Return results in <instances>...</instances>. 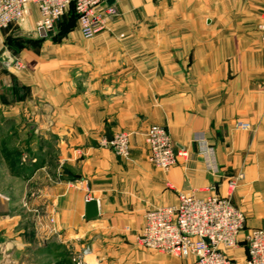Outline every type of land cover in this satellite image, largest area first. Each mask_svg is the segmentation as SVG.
<instances>
[{
	"label": "crops",
	"instance_id": "1",
	"mask_svg": "<svg viewBox=\"0 0 264 264\" xmlns=\"http://www.w3.org/2000/svg\"><path fill=\"white\" fill-rule=\"evenodd\" d=\"M106 3L119 16L92 39L74 28L22 51L23 69L0 64V264L6 250L11 264H73L85 249L94 264H191L136 238L147 212L210 189L245 216L224 250L244 264V233L264 229V0ZM38 18L31 7L28 25ZM13 32L0 33V50ZM153 125L186 153L167 171L147 160ZM119 131L131 133L127 157L102 144Z\"/></svg>",
	"mask_w": 264,
	"mask_h": 264
},
{
	"label": "built area",
	"instance_id": "2",
	"mask_svg": "<svg viewBox=\"0 0 264 264\" xmlns=\"http://www.w3.org/2000/svg\"><path fill=\"white\" fill-rule=\"evenodd\" d=\"M35 7L39 18L34 25V35L40 39L48 38L56 24L73 7L77 15V25L83 39L89 40L99 34L108 17L116 15V8L106 0H0V33L13 24L23 23ZM261 45L264 47V17L258 25ZM10 64L13 57H5ZM13 64V63H12ZM18 69L19 64L16 66ZM247 129L246 124H237ZM203 140L195 135L194 142ZM149 163L166 171L176 163L183 151L175 154L169 131L165 125L151 126L146 135ZM102 144L113 148L115 154L125 157L128 154V136L124 133L113 135ZM243 179L239 174L229 180L228 194ZM198 197L192 192H181L174 206L161 207L147 212L144 224L136 240L148 250L175 257H193L191 264H236L224 253L225 249L238 246L239 236L245 229V216L228 197L212 193ZM245 245L244 264H264V229H250L242 239ZM6 257V255H5ZM73 264H94L89 251L72 260Z\"/></svg>",
	"mask_w": 264,
	"mask_h": 264
},
{
	"label": "rangeland",
	"instance_id": "3",
	"mask_svg": "<svg viewBox=\"0 0 264 264\" xmlns=\"http://www.w3.org/2000/svg\"><path fill=\"white\" fill-rule=\"evenodd\" d=\"M116 11H117V9H116ZM119 16V13L117 12V14L116 15H113V16H110V17H108V19H107V21L104 23V28H103V30L107 27V25H108V23L110 22V21H112V20H114V19H116L117 17ZM14 29V31L15 32H13L12 33V35H13V37L11 38V39H15V41H17V43L16 44H14V43H12V44H10V45H8V44H5L6 46H4V48L2 47L1 48V50H0V64H2V65H4L5 67H7V66H9V67H12V66H14L15 68H17L16 66H17V64H19L20 65V67H19V69H23V64H24V61H23V59H22V56L20 55L21 54V52L22 51H25V50H32V51H37L36 52V54L37 53H40V47L44 44V41H42V40H44V39H50L51 40V43H56V42H60L59 40L58 41H56V40H53V39H51L53 36H55L56 35V33H57V28H56V26H55V29H54V31L51 33V36H49L48 38H44V39H40L39 37H36V38H34V39H36V40H33V33H34V27H32V26H30V25H28V23H27V20H25L23 23H20V24H13V25H11V26H9L8 27V29ZM74 28H78V25H76ZM73 28V29H74ZM72 29V30H73ZM79 29V28H78ZM102 30V31H103ZM101 31V32H102ZM100 32V33H101ZM29 35H31V36H29ZM98 35V34H97ZM9 38V39H10ZM38 40H40V41H38ZM3 52H6V55H10L11 57H13L14 59H13V64L11 63L10 64V62L7 60V59H5L6 58V56L5 57H3L2 58V56H3ZM238 123H242V122H238ZM238 123H236V128H238V129H240V130H243V129H241L237 124ZM242 124H245V123H242ZM247 125V124H246ZM153 126H162V125H153ZM151 127V126H150ZM149 127V128H150ZM148 128V129H149ZM246 130V129H245ZM148 131V130H147ZM147 131L144 133V135H143V140H144V143H145V146H146V149H147V160H148V146H147V144H146V142H145V135H146V133H147ZM118 133H124V134H126L127 136H128V146H129V150H128V154L125 156V157H127L128 155H129V152H130V137H131V133H129V132H126V131H119V132H116V133H114L113 135H116V134H118ZM171 137V136H170ZM171 141H172V138H171ZM172 144H173V141H172ZM173 146H174V144H173ZM106 147V146H105ZM109 149H111V151H113V153L115 154V152H114V150H113V148H111V147H108ZM173 150H174V147H173ZM175 152V151H174ZM175 154H177L176 152H175ZM115 155H117V154H115ZM118 156V155H117ZM121 157V156H120ZM176 162H177V159H176ZM148 163H149V160H148ZM150 164V163H149ZM176 164V163H175ZM174 164V165H175ZM151 165V164H150ZM173 165V166H174ZM173 166H171V167H173ZM170 167V168H171ZM169 168V169H170ZM157 169V168H156ZM168 169V170H169ZM160 170V169H159ZM161 171H163V170H161ZM167 171V170H166ZM240 174V173H239ZM238 174V175H239ZM238 175H236L235 177H237ZM232 178H234V177H230L229 179H228V181H227V185H228V182H229V180L230 179H232ZM243 180V179H242ZM242 180H240L238 183H237V185H236V187H235V189L238 187V185L241 183V181ZM234 189V190H235ZM233 190V191H234ZM232 191V192H233ZM231 192V193H232ZM231 193H229V194H227V195H230ZM226 197H228L229 198V196H226ZM261 196H260V193L259 192H255V193H253V196H252V198L254 199V200H260L261 198H260ZM230 199V198H229ZM49 222H52V220L50 219V221ZM136 244H137V246H139L140 248H142V249H145V248H143V247H141L138 243H137V240H136ZM147 250V249H146ZM83 251L84 250H82L81 252H79L78 254H76V255H74L73 256V259L74 258H76V256H80V255H82L83 254ZM152 251V250H151ZM4 255H6V258H5V261H3V264H11V263H8V260H10V255H9V253H10V251L9 250H6V251H3L2 252ZM159 253V252H158ZM175 257V256H174ZM72 259V260H73ZM5 262V263H4Z\"/></svg>",
	"mask_w": 264,
	"mask_h": 264
},
{
	"label": "trees",
	"instance_id": "4",
	"mask_svg": "<svg viewBox=\"0 0 264 264\" xmlns=\"http://www.w3.org/2000/svg\"><path fill=\"white\" fill-rule=\"evenodd\" d=\"M77 25V15L71 7L69 11L62 17V19L56 24L57 33L55 36H53L51 39L53 40H60L62 37L65 36L66 33H68L70 30H72ZM40 41V40H39ZM16 44L17 41L15 39H8L7 44Z\"/></svg>",
	"mask_w": 264,
	"mask_h": 264
},
{
	"label": "water",
	"instance_id": "5",
	"mask_svg": "<svg viewBox=\"0 0 264 264\" xmlns=\"http://www.w3.org/2000/svg\"><path fill=\"white\" fill-rule=\"evenodd\" d=\"M49 36H51V34H49ZM85 216L88 219H92L97 216V205L95 201L87 202Z\"/></svg>",
	"mask_w": 264,
	"mask_h": 264
}]
</instances>
